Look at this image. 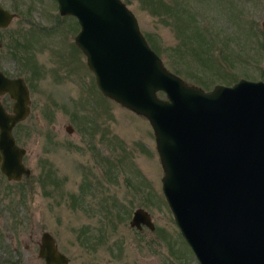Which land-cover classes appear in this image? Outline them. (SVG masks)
<instances>
[{"label": "rangeland", "instance_id": "374dc122", "mask_svg": "<svg viewBox=\"0 0 264 264\" xmlns=\"http://www.w3.org/2000/svg\"><path fill=\"white\" fill-rule=\"evenodd\" d=\"M123 1L166 68L188 83L210 90L264 80V0ZM0 4L15 13L0 27V69L45 85L13 131L30 174L13 180L0 171V264H45L44 230L67 264H200L163 193L150 122L99 89L74 42L75 16L60 14L56 0ZM138 207L153 228L131 225Z\"/></svg>", "mask_w": 264, "mask_h": 264}, {"label": "water", "instance_id": "95a60500", "mask_svg": "<svg viewBox=\"0 0 264 264\" xmlns=\"http://www.w3.org/2000/svg\"><path fill=\"white\" fill-rule=\"evenodd\" d=\"M57 2L60 14L80 24L74 40L99 89L150 122L163 193L200 264H264V80L240 78L205 90L166 68L123 0ZM14 16L0 4V27ZM3 91L15 103L12 112L0 105V171L19 180L30 168L12 129L30 112L28 89L23 77L0 70ZM130 223L154 227L142 207ZM38 254L45 264L69 261L48 230Z\"/></svg>", "mask_w": 264, "mask_h": 264}, {"label": "flooded vegetation", "instance_id": "af4514ba", "mask_svg": "<svg viewBox=\"0 0 264 264\" xmlns=\"http://www.w3.org/2000/svg\"><path fill=\"white\" fill-rule=\"evenodd\" d=\"M75 42V40H74ZM78 46V45H77ZM2 70V69H0ZM3 71V70H2ZM3 73L6 75V76H9V77H18V76H21L23 77L24 81H25V84L27 86V89H28V105H29V109H30V112L32 110V108L34 107V100L36 99V95L42 90V89H45V85H43L41 83V80H40V83L37 81V78L35 77H28V79H26L24 76L22 75H9V74H6L4 71ZM48 86V85H47ZM48 90H50V86H48ZM49 92V91H48ZM47 92V94H48ZM39 97V96H38ZM54 97V100L56 101V95L53 94ZM14 103H15V98L11 97L10 93L8 91H3L0 93V105L4 108L5 111L7 112H12L13 111V107H14ZM50 105V104H49ZM29 112V114H30ZM109 113V116H111V113L110 111H108ZM29 114L27 115V117L29 116ZM26 117V118H27ZM25 118V119H26ZM23 119V120H25ZM23 120H20L18 121L14 126H13V129H12V133L14 131L15 128H17L19 126V124H21V122ZM71 125V124H69ZM97 125H98V128H100L102 130V134L104 135V138L108 140V142H112V135H111V130H110V127L108 126V128L106 127V129H104L103 125L101 122H98L97 120ZM73 128V126H71ZM65 130H67V127L65 128ZM73 131V129H72ZM69 132V131H68ZM70 133V132H69ZM97 134V129L94 130V135ZM14 135V133H13ZM15 137V136H14ZM15 140H16V137H15ZM17 142V141H16ZM21 146V145H20ZM26 149V148H25ZM26 152V151H25ZM25 154V153H24ZM31 172V170H30ZM5 175V174H4ZM24 176V175H23ZM22 176V177H23ZM21 177V178H22ZM7 178V177H6ZM8 179V178H7ZM139 229V228H138Z\"/></svg>", "mask_w": 264, "mask_h": 264}, {"label": "trees", "instance_id": "16d2710c", "mask_svg": "<svg viewBox=\"0 0 264 264\" xmlns=\"http://www.w3.org/2000/svg\"><path fill=\"white\" fill-rule=\"evenodd\" d=\"M148 1L150 2V1H152V0H148ZM150 4H151V2H150ZM195 35H196V36H198V35H202V36L205 38V35H204L203 33H201L200 30H196V31H195ZM206 36H207V35H206ZM200 38H201V37H200ZM201 39H202V38H201ZM255 39H256V38H255ZM203 40H205V39H203ZM201 43H202V42H201ZM201 43H200L199 41L197 42V47H198V48H199V45H201ZM223 45H224V44H223ZM192 47H194V46H192ZM152 48L154 49V47H152ZM154 50L156 51V49H154ZM212 50H213V49H210V52H211ZM156 52H158V51H156ZM244 75H246V74H244ZM259 77L264 79V74H260ZM234 80H235V79H234ZM234 80H233V81H234Z\"/></svg>", "mask_w": 264, "mask_h": 264}]
</instances>
